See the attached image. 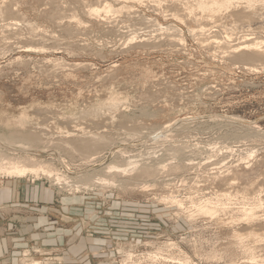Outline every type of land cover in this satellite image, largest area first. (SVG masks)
Returning <instances> with one entry per match:
<instances>
[{
  "label": "rangeland",
  "instance_id": "rangeland-1",
  "mask_svg": "<svg viewBox=\"0 0 264 264\" xmlns=\"http://www.w3.org/2000/svg\"><path fill=\"white\" fill-rule=\"evenodd\" d=\"M195 1L0 0V264H264V0Z\"/></svg>",
  "mask_w": 264,
  "mask_h": 264
},
{
  "label": "bare ground",
  "instance_id": "bare-ground-1",
  "mask_svg": "<svg viewBox=\"0 0 264 264\" xmlns=\"http://www.w3.org/2000/svg\"><path fill=\"white\" fill-rule=\"evenodd\" d=\"M233 1L234 0H196L194 3L193 2L188 3L185 7V11L187 12V14L190 17L192 16V14H200L201 16L205 15V16L213 17L218 12L229 8L231 6V4L233 3ZM246 1H247V4H250V2L255 1V0H246ZM124 7H125V5L119 6V8H114L111 4L106 2L104 4H99L98 6L92 8V11L95 15H104L105 16L109 13L113 14V13L119 12ZM174 16L178 17L177 14ZM178 18H180V17H178ZM191 31H193V30H191ZM174 38H175L174 40H177L178 42L180 41L181 43H183L182 38H180V37H177V38L174 37ZM171 40H173V39L171 38ZM142 41H143V39H142ZM238 48L239 47H236L235 49H238ZM239 49L254 50V51H261V49H262L264 51V40H254V41L245 42L244 46L240 47ZM176 125H177V123H176ZM170 126L171 125L166 124L163 126V129L165 130L166 128H169ZM160 132L161 131H159V134H160ZM160 137H162V136L160 135ZM164 137H165V135H164ZM3 144L6 145L7 147L8 146L12 147L10 142L4 141ZM14 149L26 150L29 148L25 147L23 145H19V146L16 145V146H14ZM13 153H15V152H13ZM115 169H117L119 171V166L117 164H108L104 167V170H107L110 172H111V170H115ZM120 171H126V169H121ZM0 174H3L7 177H15V178H22V177L27 176L29 174H31L33 176H39L40 174L46 175V176H51L53 174L56 176V179L58 181H60L59 174L57 173V170L53 168V166H51L49 164H43L42 162H35V160H33L29 157H23V156H19L17 154L15 156L0 158ZM111 183L114 184V182H111ZM177 202L179 203V205L181 204V201H177ZM198 203H200V204L198 205L197 209L200 213H203L205 215H214V214H216V212H218V208H219L218 205H219V203H222V201L218 197H215V198L203 199Z\"/></svg>",
  "mask_w": 264,
  "mask_h": 264
},
{
  "label": "crops",
  "instance_id": "crops-1",
  "mask_svg": "<svg viewBox=\"0 0 264 264\" xmlns=\"http://www.w3.org/2000/svg\"><path fill=\"white\" fill-rule=\"evenodd\" d=\"M8 192H11V197L12 199H8V200H1L0 199V205L4 204V203H8V202H12V200H14L16 197H19V189H17V187L13 188V189H9V190H5V191H0V197L3 196V195H6ZM41 196H42V193H41Z\"/></svg>",
  "mask_w": 264,
  "mask_h": 264
}]
</instances>
